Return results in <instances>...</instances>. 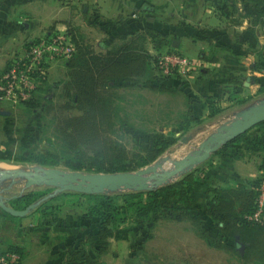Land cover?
Instances as JSON below:
<instances>
[{
    "label": "trees",
    "instance_id": "obj_1",
    "mask_svg": "<svg viewBox=\"0 0 264 264\" xmlns=\"http://www.w3.org/2000/svg\"><path fill=\"white\" fill-rule=\"evenodd\" d=\"M232 1L235 4L238 0ZM243 1L251 9L247 15L251 17L252 35L257 36L258 26H264V0ZM73 40L76 52L67 60L68 78L63 84L66 100L58 105L61 111L55 117V131L60 138L59 151L62 158L76 161V168L87 167L97 172L135 171L151 164L176 143L177 137L173 132L153 131L149 133L148 139L139 138L130 148L116 133L114 88L119 84H133L145 78L154 89L170 90L165 83L155 84L153 75L157 74L155 76L159 80L167 82L181 74H161L157 67L158 55L165 51L186 53L173 46L167 34L151 26L122 37L106 51H97L90 41L81 36L73 35ZM149 41L158 50L155 54L149 51ZM251 44L252 52L262 60L264 46L259 42ZM216 58L213 55L209 60ZM202 70L200 67L197 71L202 73ZM232 80L235 85L230 100L245 102V98L240 97L244 88L242 80ZM34 98L23 104L31 105L35 102ZM187 100L185 120L181 122L186 128L190 123L202 122L197 114L195 97L188 95ZM71 108L78 109L79 113L62 112ZM52 109V105H49L47 111ZM217 111L219 109L211 105L210 114ZM261 123L264 121L256 125ZM245 132L228 140L223 152L227 153L228 148L238 143ZM32 158L45 164L54 162L42 153H33ZM262 166L264 168V159ZM206 170L197 166L184 171L176 179L155 183L146 189L132 187L125 191L104 189L87 192L72 188L57 190L56 186L48 184L42 187L40 184H26L18 193H10V187L3 195L6 202L8 199L20 202L33 196L34 199L23 206L13 205L12 201L7 203L18 209L33 205L26 214L39 215L37 226L61 220V198L65 195L84 197L81 217L85 221L90 220L96 226V231L94 235L76 237L67 244L68 254L62 264H105L102 255L108 251L110 238L120 223L131 220L150 234L153 226L161 219L189 222L195 232L211 246L237 254L242 263L264 264V220L250 217L257 208L264 174L233 184L210 185L207 188L209 199L201 207L190 188L203 179ZM2 210L12 219L21 216L3 207ZM207 220L212 224L209 225ZM8 250L24 255L19 246Z\"/></svg>",
    "mask_w": 264,
    "mask_h": 264
},
{
    "label": "rangeland",
    "instance_id": "obj_2",
    "mask_svg": "<svg viewBox=\"0 0 264 264\" xmlns=\"http://www.w3.org/2000/svg\"><path fill=\"white\" fill-rule=\"evenodd\" d=\"M258 29L259 32H264V26H258ZM83 38L87 41L91 40L89 36ZM258 42L261 44L259 39L256 40V43ZM261 45L264 46V44ZM259 63V66L253 67L258 72L253 71V73L247 74L249 71L247 69L245 74L239 78H231L223 84L219 95L210 97L209 105L214 106V109H219L216 113L205 112L204 106L195 98L196 105L199 106L197 114L202 122L199 124L190 123L187 128L181 122L185 120L187 96L193 94L189 86H183L181 82L177 83L172 79L167 82L161 81L158 76H155L157 74L153 75L155 84L165 83L170 87V90L154 89L151 84L145 81V78L133 84H119L114 88L117 105L116 133L132 148L139 138L148 139L150 132H173L177 137L176 143L149 164H158L157 171L172 168L175 161L193 153L205 138L220 129L221 126L231 125L242 117L243 112L249 106L264 102V58L259 60ZM195 72H197L195 76L201 75V71ZM245 75H249L250 79H247ZM232 79L242 80L245 102H230V95H232L235 85ZM34 97L36 99L37 94ZM240 97H243V94ZM54 99L56 101L54 103L43 99L35 100L31 105L23 103L14 107L9 103L1 105V112L5 113V117L0 120V152L2 153H0L2 155L0 169L57 167L67 171H93L87 167L76 168V161L62 158L59 151L60 138L55 131V117L61 111L58 105L62 102L59 97ZM49 105L53 107L51 111H47ZM62 112L66 114L79 113L76 108L64 109ZM3 123H6L5 129L2 128ZM227 142L212 152L207 159L187 169L197 166L207 169L203 175L202 184L198 183L197 188L194 189L201 207L204 206L207 198L204 195L201 196L199 192L203 193L208 186L228 185L235 181L248 180L253 171L257 172L255 176H252L253 178L264 174L262 166L264 123L246 130L241 140L228 148L227 153H224ZM33 153H42L54 162L47 164L37 162L32 158ZM181 174L173 176L171 180L178 178ZM8 184L13 185L12 189H9L10 193L13 191L18 193L21 188L26 186V178L9 176L2 185L7 186ZM3 186L0 185V189ZM37 188L39 189V187ZM127 189L118 188L116 190L125 191ZM40 192L42 193L41 190ZM32 199H34L33 196L22 199L20 202H14L12 199H8L7 202L12 201L13 205L15 203L16 206H23ZM61 199L63 202L61 220L43 226H37L39 215L36 213L12 219L4 213L3 206L0 205V221L5 220V223L9 224L6 225L2 222L0 225V240L5 243L2 251H7L20 243L19 247L23 250V254L34 253V257L28 260V264H33L38 259L43 260L49 255L52 256V252L41 244L39 239L41 230L43 235L48 237L47 240L52 236L59 237L61 232L66 235L76 232L77 237L94 235L96 226L90 220L85 221L81 217V202L84 201V197L70 194ZM207 223L212 224L210 220H207ZM63 227H69L70 230L67 232ZM139 227L131 220L117 226L112 235V253L107 256L110 264H245L240 261L237 254L213 247L205 239L197 236L189 222L161 219L153 226L150 234L144 228ZM65 234L63 235L65 236ZM131 239L134 240L131 241ZM23 257L24 255H22L20 264Z\"/></svg>",
    "mask_w": 264,
    "mask_h": 264
},
{
    "label": "crops",
    "instance_id": "obj_3",
    "mask_svg": "<svg viewBox=\"0 0 264 264\" xmlns=\"http://www.w3.org/2000/svg\"><path fill=\"white\" fill-rule=\"evenodd\" d=\"M215 2L212 0H0V73L8 67L14 56L25 50L31 41L54 31L72 36H89L90 42L97 51H106L122 37L151 26L167 34L173 46L197 60L199 67L201 66L204 71L200 73L201 75L195 76L197 72L181 74L172 80L181 82L183 86H189L193 93L190 94L201 102L205 112L210 113V97L219 95L223 84L231 78H239L247 69L249 70L247 74L258 72L253 67L260 65L257 63L259 56L252 52L251 43L259 39L261 44H264V34H262L264 32L258 31L257 36L252 35L251 17L247 15L251 9L244 1L238 0L235 3L236 7L232 0ZM148 48L152 54L158 51L150 41ZM213 55L217 58L209 60ZM67 60L68 58H54L49 61L48 79L36 92V101L44 99L54 103L55 97L61 98L60 102L66 100L63 84L68 78ZM247 76L245 75L250 79L249 75ZM242 94L244 97L243 91ZM3 104L6 102H0V107ZM196 108L199 109V106L196 105ZM2 112L0 108V120L5 117V113ZM5 124H2L3 129ZM250 174L251 177L248 179H253L252 176L257 172L253 171ZM7 178L0 176L1 186ZM12 186V184L3 186L0 192L3 193ZM196 186L198 184L192 186L190 190L198 199L197 193L194 192ZM199 193L207 198V202L209 199L207 189ZM2 222L6 221L1 220L0 225ZM64 228L67 232L70 230L69 227ZM42 232L41 230L39 238L41 244L52 252V256L49 255L43 260L38 259L33 264H62L68 254L66 246L77 237V233L66 235L61 232L59 237L52 236L47 240L48 237ZM19 244L17 245L20 246ZM49 245L50 247H47ZM4 247L5 243L0 240V251ZM110 253H112V237L108 251L102 255L105 264H110L107 260ZM33 257L34 253L27 252L21 264H28V260Z\"/></svg>",
    "mask_w": 264,
    "mask_h": 264
},
{
    "label": "water",
    "instance_id": "obj_4",
    "mask_svg": "<svg viewBox=\"0 0 264 264\" xmlns=\"http://www.w3.org/2000/svg\"><path fill=\"white\" fill-rule=\"evenodd\" d=\"M264 121V102L257 103L246 109L242 117L231 125H223L217 131L205 138L199 147L190 154L175 161L170 169L157 171L159 165H147L135 171L101 172V171H67L57 167H34L31 169H0V176H22L26 178V184H51L56 185L57 190L73 188L92 192L104 189L132 188L146 189L155 183H163L171 180L173 176L181 174L188 168L207 159L224 142L245 132L259 122ZM0 205L16 215H25L29 208L18 209L7 204L5 196L0 192Z\"/></svg>",
    "mask_w": 264,
    "mask_h": 264
},
{
    "label": "built area",
    "instance_id": "obj_5",
    "mask_svg": "<svg viewBox=\"0 0 264 264\" xmlns=\"http://www.w3.org/2000/svg\"><path fill=\"white\" fill-rule=\"evenodd\" d=\"M75 52L76 44L72 34L54 31L35 38L0 73V101L14 107L29 100L45 85L49 61L54 58H69ZM157 67L164 76L173 72L187 75L199 69L195 58L171 51L158 55ZM250 217L264 220V179L260 185L257 208ZM21 259L18 251L0 252V264H18Z\"/></svg>",
    "mask_w": 264,
    "mask_h": 264
},
{
    "label": "bare ground",
    "instance_id": "obj_6",
    "mask_svg": "<svg viewBox=\"0 0 264 264\" xmlns=\"http://www.w3.org/2000/svg\"><path fill=\"white\" fill-rule=\"evenodd\" d=\"M173 166H174V164H173ZM173 166H172V167H173ZM168 169H170V168H168Z\"/></svg>",
    "mask_w": 264,
    "mask_h": 264
}]
</instances>
